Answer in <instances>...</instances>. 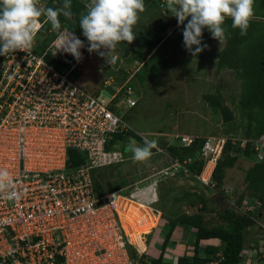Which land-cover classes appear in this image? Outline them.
Here are the masks:
<instances>
[{"label": "built area", "instance_id": "built-area-1", "mask_svg": "<svg viewBox=\"0 0 264 264\" xmlns=\"http://www.w3.org/2000/svg\"><path fill=\"white\" fill-rule=\"evenodd\" d=\"M60 36L57 32L40 53L34 52L35 41L28 52H10L0 58V170L12 179L11 186L0 192V264H143L145 251L139 252L121 235V213L130 206H144L128 198L132 184L124 192L116 189L94 196L89 175L93 167L122 160L126 144L118 146L130 127L114 109L135 104L131 88L123 82L107 100L100 101L75 84L68 72L61 73L44 60L47 53L53 59L71 55L57 51ZM114 59L112 56L108 65ZM103 83L107 84L106 79ZM172 136L184 146L195 139L189 134ZM227 138L203 137L197 149L203 162L197 173L189 170L190 157L166 155V165H159L135 185L141 182L152 188L182 171L214 192L211 172ZM229 140L238 141L240 147L250 142L254 159L264 160V132L253 139ZM67 148L84 155L81 164L65 168ZM9 192L16 195L10 199ZM235 207L261 231L262 249L257 250L255 260L264 264V205L251 198ZM149 208L155 223L159 222L160 211ZM128 245L136 251L132 258L127 254Z\"/></svg>", "mask_w": 264, "mask_h": 264}, {"label": "rangeland", "instance_id": "rangeland-1", "mask_svg": "<svg viewBox=\"0 0 264 264\" xmlns=\"http://www.w3.org/2000/svg\"><path fill=\"white\" fill-rule=\"evenodd\" d=\"M45 1L40 0L39 6L43 7ZM82 1L86 7L90 2V0ZM163 1V6H159L158 1L155 0L145 1V11L140 14V19L133 28L136 38L131 44L121 42L117 44L114 51L110 52H107L106 49H101L105 53L103 56L96 52H88L85 55L86 57L73 68V71L69 72L68 77L89 93L96 94L100 101L107 100L115 91L116 86L124 81L126 70L128 74L135 65L129 56L130 53H128L125 58L120 59L118 70L112 69V73L106 76L105 73L110 68V65L105 63L108 56L116 53L120 57L125 48L132 49L140 42H145L146 36L149 35L151 37L159 28V21L160 23L162 22L163 26L164 23L167 25L165 28L161 27L163 28L162 31H165L168 26H175L176 17L173 16L172 11L166 9L165 0ZM254 6L257 10L264 11V0H255ZM164 10H167V12ZM62 28L66 29L63 26ZM182 31L183 26H177L172 32L169 31L168 34L171 33L161 47L159 46L155 54L146 59L137 74L130 77L127 84H125L131 87L130 97L135 99V104L132 107L114 109V111L120 112V116L130 127V132L122 137L118 149L120 145H129L133 141L137 145H142L143 139L146 138L155 140L157 142L156 148L161 151L158 152L152 149V156L148 160L135 161L133 160V153L128 150L124 151L123 146V155L120 162L96 166L89 170L94 196L116 189L124 192L125 186H128L129 183L133 185V187L131 185L128 189L131 191L129 195L127 194L128 198L136 202H142L141 204L144 206L141 208V205L136 207L142 209L138 219L136 214H132L133 209L136 208L132 206L128 208L130 217L126 222L133 227V230L129 231L128 236L127 227L123 225L124 230L121 229L123 233L121 235L126 242L132 243L130 238L133 237V233L137 237L143 231H147L141 235L144 238L143 244H145L143 248L138 249L135 248L134 243L131 244L139 252L145 251L147 258L156 257L160 253V243L165 231L164 224H166L162 217H173L179 212H197L198 210L196 209H198L200 203L195 202L193 199L203 192H207L204 185L192 177L193 174L182 171L175 172L174 175L161 180L160 183H157L152 188L151 186H142L141 182L135 185V182L140 180L141 177H145L154 170L159 169V165L168 163V157L165 155H169V152L166 150L165 143L178 144L177 139L172 136L177 134H190L202 137L214 136L216 138L223 137L224 139L226 137L240 139L243 136L242 129L239 127V116L234 107L240 90V82L233 70H215L212 63L219 42L211 37V33L207 29H204L203 43L208 45V39L212 38L211 46L193 56L183 45ZM54 32L57 34L58 31ZM41 38L42 34H40L39 29L35 37L38 46L41 43ZM84 44L85 47L80 49L81 53L86 50L87 42H84ZM125 45L127 47H124ZM215 46L217 47L215 48ZM34 52L40 53L41 49H34ZM200 54H204L203 60L200 59ZM71 57L74 58L72 55ZM63 59L64 57L59 55L57 61L60 62ZM209 59L211 62L209 61L208 63ZM61 66L62 69L59 71L61 73L67 72V70H64L66 65L62 64ZM81 67H83L82 71ZM54 68L57 69L56 67ZM105 79L108 84L103 83ZM215 91L219 93L221 103L227 105L232 112V119L224 124L220 122L218 112H214L211 106H208L202 98V95L215 93ZM157 132L168 134L162 136L163 139H167L164 140L165 143L162 144L163 141L159 139ZM253 160L256 161L253 152L249 157L238 156L234 165L225 169L222 186L226 188L229 194L219 197L212 192V200L204 199L206 212L204 211L203 217L207 224H218L221 221L214 213L217 209L216 207H219L216 203L218 198L219 201L227 204L225 209L230 207L234 212L240 213L238 207L234 205V198L245 189L244 172L252 164ZM184 192H187V195H184ZM243 199L247 201L250 197L245 194ZM147 206L160 211L161 218L159 217V222L155 223V216L151 214L150 208ZM139 222L140 224L137 226L136 223ZM151 225H155V227L150 228ZM192 233L193 231H186L180 226H176L169 235V242L162 250V257L167 261H171L181 254L184 251V242L189 239L188 237ZM244 239L245 244L243 246L244 249L240 251L241 259L239 264H249V262L250 264H260L255 259L257 250L262 249L261 231L256 225H252L248 228ZM206 243L217 244L218 242L217 240L208 239ZM131 245L127 246L129 258L134 257L131 252H136ZM187 249V253H190L191 247L186 246L185 250Z\"/></svg>", "mask_w": 264, "mask_h": 264}, {"label": "trees", "instance_id": "trees-1", "mask_svg": "<svg viewBox=\"0 0 264 264\" xmlns=\"http://www.w3.org/2000/svg\"><path fill=\"white\" fill-rule=\"evenodd\" d=\"M145 1L147 2L148 0ZM62 2L63 0H46L43 7H60ZM71 10L73 16L69 24L65 25V18L61 16V25L77 35L80 40L87 42L79 27L80 18L86 14L87 7L82 0H72ZM186 23L187 21H185ZM41 24V43L39 46L37 44L35 49L40 48L42 51L56 34L51 24L44 22V17H41ZM231 24V18H226L224 27L227 29L229 38L216 54L215 70L229 69L233 70L237 75L240 82V90L234 107L240 120L239 127H241L243 134L241 138L250 139L264 132V11L257 10L254 6V16L250 21L246 35L242 36L240 30L238 28L233 29ZM165 26L166 24L164 23L163 26L161 22L159 29ZM158 41L159 35H154L151 40L140 42L137 48H130V58L141 61L145 55L149 54V57L155 54L158 48L152 51L151 48ZM44 60L56 67L58 71H61L62 64L66 65L64 70H68L74 62V59L68 56L59 62L57 59L51 58L49 53L44 55ZM202 98L208 106H211L214 112H217V107L221 103L220 95L217 91L204 94ZM158 137L163 141L162 144L165 143L162 136ZM119 138H121V135L117 136V139ZM202 140V136L196 135L190 145L184 146L171 143L167 146L165 144V146L171 157L178 159H182L185 156L190 157L189 170L191 173H197L201 169L203 162L197 154V149ZM249 146L250 142L248 141L245 142L244 147L238 146V141L231 143L229 137L224 141L220 155L217 157L211 173V178L215 183L213 194H217L219 197L229 194L222 188L225 169L232 167L238 156L249 157L252 155ZM83 157L84 155L81 152L73 148H67L65 168L69 169L79 165L82 163ZM243 180L245 189L234 198L235 205H240L244 195L247 194L250 199H256L262 207L264 205V160H253L252 164L245 169ZM204 188L207 189V192H203L193 199L195 202L200 203V206L196 209L198 210L197 212H179L173 217H162L166 224H164L165 231L160 243V253L156 257L147 258L144 252L142 257L146 258L147 261L143 260V264H239L241 259L240 251L244 249L246 232L248 228L254 225V221L244 213L234 212L230 207L222 211L219 210V207H216L217 209L214 213L221 220L220 223L207 224L203 217L204 211L206 212L204 199L212 200L213 197L211 195L212 190L207 187ZM184 195H187V192H184ZM256 213L254 211L252 216H255ZM176 226H180L186 231H193V233L184 242L186 244H184V251L173 260L167 261L162 257V250L169 242V235ZM208 239L217 240L218 243H206ZM140 246L143 248L141 242ZM186 246L191 247L190 253H187L188 249L185 250ZM253 248L256 249L255 247Z\"/></svg>", "mask_w": 264, "mask_h": 264}, {"label": "clouds", "instance_id": "clouds-1", "mask_svg": "<svg viewBox=\"0 0 264 264\" xmlns=\"http://www.w3.org/2000/svg\"><path fill=\"white\" fill-rule=\"evenodd\" d=\"M71 2L63 0L62 6L53 8L39 6L40 0H0V56L31 50L36 34L42 27L41 17H44L45 23H50L54 31L61 33L57 51L69 53L77 61L82 59L80 49L85 47L84 41L74 33L65 31L60 20L61 16L71 20ZM165 3L166 9L176 17L178 26L183 25L185 49L196 56L208 48L203 43L204 29L219 44L227 42L229 34L224 27L226 18H231L233 29L238 28L242 36L246 35L254 16L255 0H165ZM144 11L145 0H90L86 14L79 21V27L88 42L87 51L103 56L105 53L101 49L110 52L121 42L131 44L136 38L133 28ZM123 82L127 84L128 79ZM127 147L133 153V160L145 161L152 156V149L157 147V142L144 138L142 145L133 141ZM11 184L9 174L0 170V192ZM15 195V192H9L8 198Z\"/></svg>", "mask_w": 264, "mask_h": 264}, {"label": "crops", "instance_id": "crops-1", "mask_svg": "<svg viewBox=\"0 0 264 264\" xmlns=\"http://www.w3.org/2000/svg\"><path fill=\"white\" fill-rule=\"evenodd\" d=\"M155 1H158V5L159 6H163V0H155ZM165 12H167V10H164ZM70 21V20H69ZM160 24V21H159V23H158V25ZM167 26V25H166ZM178 26V24H177V19H176V22H175V26L174 25H171V26H168V28L164 31H162V29H157L155 32H154V34H152V36L151 37H149V35H147L146 36V38H145V40L146 41H148V40H151L152 38H153V36L154 35H159V41L156 43V45H153L152 46V48H151V51L152 50H154L155 48H157L158 47V49H159V46L161 47V45L165 42V40H166V38H167V36L173 31V29L174 28H176ZM180 26H183V25H180ZM179 27V26H178ZM165 28V27H164ZM169 31H171L169 34H168V32ZM163 34V35H162ZM211 41H212V38H210V39H208V47H210L211 46ZM139 45L137 44V46H136V48L138 47ZM218 46V47H217ZM217 46H215V48L217 47V49H216V52L214 53V56H215V58H213L214 60H213V66L215 67V59H216V54H217V52L221 49V47L223 46V44L221 45V44H218ZM87 47H88V44H87V46H86V50L82 53V59H84L86 56V54L88 53V51H87ZM127 47V46H126ZM133 48V47H132ZM129 51H130V48H129ZM129 53V52H128ZM149 55V54H148ZM148 55H145L144 56V59L143 60H141V61H138V60H132V62L135 64L134 65V68L131 70V71H129V73L127 74V70H126V77H125V79H130V77H133V76H135L136 74H137V69L139 70V68L144 64V62L146 61V59H147V57H148ZM203 55L204 54H200V59L201 60H203L204 59V57H203ZM111 57L112 56H115V58H117V57H119L116 53H112L111 55H110ZM110 56H108V59L106 60V62L105 63H107L108 64V62H109V58H110ZM125 58V57H124ZM74 59V58H73ZM82 59H80L79 61H77L76 59H74V62H73V64L71 65V67L67 70V72L69 73V72H71V70L73 71V68H75L80 62H81V60ZM121 59V58H120ZM120 59H119V61H118V64H117V67H118V65H119V62H120ZM209 61H210V59L208 60V63H209ZM114 62V61H113ZM211 62V61H210ZM82 69H83V67H81V71H82ZM104 70V69H103ZM118 70V69H117ZM136 72V73H135ZM124 79V80H125ZM107 81V80H106ZM107 84H108V82H107ZM120 85V84H119ZM118 86H116V88H117ZM164 228V227H163Z\"/></svg>", "mask_w": 264, "mask_h": 264}, {"label": "water", "instance_id": "water-1", "mask_svg": "<svg viewBox=\"0 0 264 264\" xmlns=\"http://www.w3.org/2000/svg\"><path fill=\"white\" fill-rule=\"evenodd\" d=\"M64 24L67 25L69 24V20H65ZM129 52V48H125L123 50V53L120 55V57L115 58L114 62L110 64V68L106 71L105 75L109 76L112 73V69L117 70V64L120 58H124L126 57V55ZM105 70V68H103ZM217 112L219 115V119L221 123H227L228 121H230L232 119V112L230 111L229 107L223 103H221L218 107H217ZM127 145H125L123 147V150L126 151L127 150ZM216 203L219 206V210L222 211L223 209H225L226 207V203H222L221 201L218 200L216 201Z\"/></svg>", "mask_w": 264, "mask_h": 264}, {"label": "bare ground", "instance_id": "bare-ground-1", "mask_svg": "<svg viewBox=\"0 0 264 264\" xmlns=\"http://www.w3.org/2000/svg\"><path fill=\"white\" fill-rule=\"evenodd\" d=\"M136 207V206H135ZM134 206H133V208H135ZM132 208V209H133ZM139 208H137V209H133V211L134 212H136L137 214H136V216H138V218H139V213H138V210ZM131 213V212H130ZM135 214V213H134ZM121 220H124V226H126L127 228H126V232H127V234H128V236H129V231H132L133 230V227L132 226H130L127 222H126V220L130 217V215H129V211L127 212H125V213H121ZM137 224V226L140 224V222L139 223H136ZM153 226L151 225V227L150 228H152ZM145 232H147V231H143L142 233H145ZM149 232V231H148ZM142 233H140L137 237H135V233H133V237L132 238H130V241L132 242V243H134V246L136 247V248H138V249H141L142 248V246H140V242H141V239H142V237H141V235H142Z\"/></svg>", "mask_w": 264, "mask_h": 264}]
</instances>
